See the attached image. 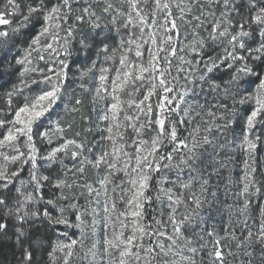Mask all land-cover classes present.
<instances>
[{"label":"snow or ice","instance_id":"snow-or-ice-1","mask_svg":"<svg viewBox=\"0 0 264 264\" xmlns=\"http://www.w3.org/2000/svg\"><path fill=\"white\" fill-rule=\"evenodd\" d=\"M262 149L264 0H0V264H264Z\"/></svg>","mask_w":264,"mask_h":264},{"label":"trees","instance_id":"trees-1","mask_svg":"<svg viewBox=\"0 0 264 264\" xmlns=\"http://www.w3.org/2000/svg\"><path fill=\"white\" fill-rule=\"evenodd\" d=\"M211 98V97H210ZM262 154V152H261ZM238 161V160H237ZM237 166L234 164L232 165V171H233V176L234 178L238 177L239 172H237ZM227 175V173L225 174V176ZM213 184H219V193H218V197L219 200L217 202H214L213 208L210 210V212L205 213L206 218L207 216L210 214L212 219L209 221L210 224H214L217 229H221L223 227L224 224H227L229 221V212L225 206V201L227 202V204H232L233 203V199L229 196L226 197L225 195V190H224V184L222 180H217L216 178L213 179ZM258 213V210H257ZM232 222L235 223V217H233ZM249 224H252V221H249ZM221 235H223V232L220 233ZM240 233L237 232V235H239ZM225 243H231L230 241H226ZM234 246V245H233ZM225 253L228 252V247L224 248ZM13 255V250L9 249V248H5L3 250V256L5 257L6 260H11ZM227 259L231 260V257H227Z\"/></svg>","mask_w":264,"mask_h":264},{"label":"rangeland","instance_id":"rangeland-1","mask_svg":"<svg viewBox=\"0 0 264 264\" xmlns=\"http://www.w3.org/2000/svg\"><path fill=\"white\" fill-rule=\"evenodd\" d=\"M178 14V13H177ZM181 23V26H182V28L183 27H185L184 25H183V22L181 21L180 22ZM173 74H175V73H173ZM209 99H211L210 97H209ZM86 109H87V111L90 113L91 112V97L89 96L88 97V99H87V101H86ZM77 121H79V117L77 116ZM230 138V137H229ZM261 152H262V154H264V149H262L261 150ZM237 160H239V158H237ZM237 163H238V161H237ZM238 169H237V172H239V174H240V169H239V167H237ZM226 174V173H225ZM239 174H238V176H239ZM88 175L91 177V178H94V170H92V169H89V173H88ZM238 178V177H237ZM40 257H39V255L37 256V259H39ZM44 259L45 260H47V256L45 255V257H44Z\"/></svg>","mask_w":264,"mask_h":264}]
</instances>
